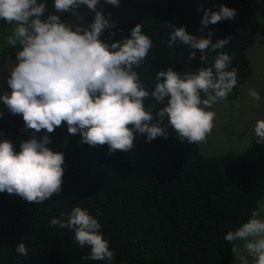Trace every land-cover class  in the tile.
Listing matches in <instances>:
<instances>
[{"label": "trees", "instance_id": "trees-1", "mask_svg": "<svg viewBox=\"0 0 264 264\" xmlns=\"http://www.w3.org/2000/svg\"><path fill=\"white\" fill-rule=\"evenodd\" d=\"M38 3L47 5L43 18L54 13V0ZM221 5L234 9L235 18L201 32L203 10L218 11ZM97 10L103 11L99 4ZM78 13L54 14L68 24L94 21L85 6ZM137 24L153 44L143 65L134 69L148 91L161 70L172 67L184 73L205 66L199 64L198 50L196 60L189 61L183 44L167 47L173 31L168 24L183 26L198 38H208L211 32L213 43L233 37L222 51L232 57L228 70L237 69V84L225 102L234 101L253 74L246 52L255 44L259 21L248 0H154L128 23L105 30L101 40L111 44L130 38ZM13 27L0 21V45L6 44ZM18 50L19 46L6 45L0 57L16 62ZM215 55L209 56L210 63ZM153 105V114L165 106L151 98L145 101L146 107ZM44 134L35 136L39 140ZM32 135L24 129L21 115L3 112L0 141H10L18 153L21 142ZM48 135L47 147L64 154L62 191L42 204L0 193V264H106L82 259L90 247L81 249L73 231L49 226L52 218L65 219L75 207L101 223V233L114 252L112 264H236L233 244L224 236L246 222L264 196V144L254 140L242 153L204 157L198 144L181 143L169 128L167 139L149 143L137 133L130 152L109 154L107 145L81 143L80 134H69L66 124ZM18 243L25 244L27 256L16 252Z\"/></svg>", "mask_w": 264, "mask_h": 264}, {"label": "clouds", "instance_id": "clouds-1", "mask_svg": "<svg viewBox=\"0 0 264 264\" xmlns=\"http://www.w3.org/2000/svg\"><path fill=\"white\" fill-rule=\"evenodd\" d=\"M104 3L119 7L120 0ZM98 4L100 0H54V13L73 17L85 6L94 14V21L85 26L65 23L54 13L43 18L47 5L38 0H0V21L14 25L6 45L19 46L6 81L10 92L0 95V101L10 114L21 115L24 129L33 132L21 142L18 153L10 141H0V193L32 204L61 193L64 154L47 145L51 143L48 134L65 124L69 134H80L81 143L107 145L109 154L130 152L137 133L150 143L159 137L167 139L171 128L181 143L190 145L205 142L212 133L216 113L210 109L227 100L237 84V69L228 70L232 57L222 51L233 37L213 43L211 32L208 38H198L183 26L168 24L173 31L167 47L183 44L189 61L196 60L198 50L199 64L205 66L195 72L161 70L154 89L148 91L134 69L145 62L152 40L142 32L141 24L131 29L130 38L111 44L101 40L103 32L116 25L111 14L106 18L97 10ZM203 11L201 32L236 16L234 9L224 5L218 11ZM211 53L216 55L210 63ZM248 95L255 101L262 98L254 89ZM149 98L165 106L153 114L155 105L145 106ZM41 131L45 134L38 140L35 133ZM253 133L257 144H264V119L256 121ZM57 225L73 231L81 249L90 247V254L82 259L112 264L114 252L101 233L102 225L87 210L75 207L65 219L52 218L49 226ZM224 239L233 244L231 251L240 264H264V204ZM16 252L28 255L24 243L16 245Z\"/></svg>", "mask_w": 264, "mask_h": 264}, {"label": "rangeland", "instance_id": "rangeland-1", "mask_svg": "<svg viewBox=\"0 0 264 264\" xmlns=\"http://www.w3.org/2000/svg\"><path fill=\"white\" fill-rule=\"evenodd\" d=\"M152 1L154 0H120L119 7H114L100 0L101 5H99L106 18H109L111 14V22L115 25H123L128 23L143 5ZM248 3L259 21L255 44L246 52L253 74L250 80L242 86L234 101H222L210 109L216 113L214 128L206 141L198 144L200 153L204 157L221 155L226 152L235 154L244 152L256 140L253 133L256 121L264 119V0H248ZM4 46L0 45V48ZM15 63L0 57V95L10 92L6 81ZM250 89L260 94L262 97L260 101H255L248 95ZM6 109L0 101V113L5 112ZM164 125H167V119ZM262 204H264V196L258 207ZM234 256L236 264H240L235 253Z\"/></svg>", "mask_w": 264, "mask_h": 264}]
</instances>
